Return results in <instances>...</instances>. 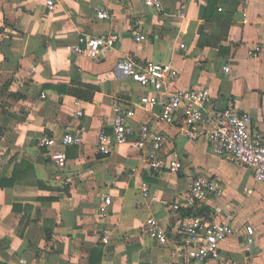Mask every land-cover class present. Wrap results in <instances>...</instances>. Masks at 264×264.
Returning <instances> with one entry per match:
<instances>
[{
    "label": "crops",
    "instance_id": "obj_1",
    "mask_svg": "<svg viewBox=\"0 0 264 264\" xmlns=\"http://www.w3.org/2000/svg\"><path fill=\"white\" fill-rule=\"evenodd\" d=\"M47 1L0 0V264H182L178 233L188 218L223 222L225 212L234 231L218 258L201 264H264V182L214 155L204 135L191 140L179 122L162 123L159 108L148 106L150 90L114 71L127 56L138 65L170 63L179 72L170 90L207 88V111L232 106L264 133V0H216L214 15L209 0L164 1L160 9L144 0ZM98 9L110 19H98ZM112 33L119 37L114 48L96 59L73 52L79 37ZM200 38L208 44L200 46ZM114 100L134 111L133 127L165 133L161 155L177 154V172L150 169L130 143L109 155L97 151ZM64 133L83 141L56 147L66 155L59 167L37 143ZM197 176L217 181L222 193L175 209ZM141 183L156 201L143 197ZM150 217L168 244L149 237ZM247 225L255 231L250 255L242 245Z\"/></svg>",
    "mask_w": 264,
    "mask_h": 264
},
{
    "label": "built area",
    "instance_id": "obj_2",
    "mask_svg": "<svg viewBox=\"0 0 264 264\" xmlns=\"http://www.w3.org/2000/svg\"><path fill=\"white\" fill-rule=\"evenodd\" d=\"M129 4L133 0H112ZM164 1L170 0H144L147 7L160 9ZM47 4L52 6V0ZM98 19H110L105 10H96ZM245 17V14H243ZM119 37L116 33L101 37H79L73 52L77 55H86L96 59L103 51L113 49ZM135 41L140 42V31L134 35ZM225 72L228 66L223 67ZM114 71L116 75L128 77L141 87L148 88V106L159 108V120L172 125L180 123V133L188 139L194 140L201 135L207 139L212 153L223 157L230 162L248 168L255 182H264V133L252 131L251 116L232 106L222 110L207 111L211 104V93L207 88L170 90V85L176 83L179 72L170 63L149 62L138 65L131 57L117 59ZM44 97V95H41ZM78 103L76 102V105ZM114 116L107 121L109 132L101 130L97 135L96 149L102 155H109L116 146L130 143L133 147L144 153V163L153 170L167 167L169 172H177L180 161L177 154L166 159L161 151L167 142L165 133L151 128L147 124H140L136 128L128 121L134 115L133 110H126L117 101L112 104ZM77 115H82L78 110ZM83 141L80 133H64L59 139L42 136L38 139V146L48 150V156L56 165L64 167L66 155L63 150L56 147L78 146ZM141 193L144 198L153 201L157 197L150 195L147 184L141 183ZM222 188L217 181L205 176L194 178L184 195L174 203V208H193L197 200L207 195L217 196ZM104 205L110 204L109 197H104ZM225 221L214 222L204 216L192 215L180 229L178 236V251L184 255L182 264H201L206 260H216L219 256L220 244L233 233L231 220L233 214L225 212ZM147 234L158 243L168 244V237L153 217L144 222ZM177 240V239H176ZM103 243L108 242L107 237L102 238ZM255 242V231L251 225L245 227L243 250L246 255L252 253Z\"/></svg>",
    "mask_w": 264,
    "mask_h": 264
},
{
    "label": "trees",
    "instance_id": "obj_3",
    "mask_svg": "<svg viewBox=\"0 0 264 264\" xmlns=\"http://www.w3.org/2000/svg\"><path fill=\"white\" fill-rule=\"evenodd\" d=\"M215 3H216V0H209L208 1V5H207V7H206V11L208 12V14L210 13L211 15H214V11H212L213 9H214V5H215ZM206 44H208V42L207 41H204V40H201V38H200V40H199V45L200 46H204V45H206Z\"/></svg>",
    "mask_w": 264,
    "mask_h": 264
}]
</instances>
